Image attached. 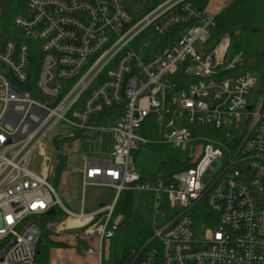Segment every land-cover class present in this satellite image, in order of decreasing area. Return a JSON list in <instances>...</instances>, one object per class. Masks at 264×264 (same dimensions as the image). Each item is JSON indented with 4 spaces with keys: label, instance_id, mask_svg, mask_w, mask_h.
<instances>
[{
    "label": "built area",
    "instance_id": "1",
    "mask_svg": "<svg viewBox=\"0 0 264 264\" xmlns=\"http://www.w3.org/2000/svg\"><path fill=\"white\" fill-rule=\"evenodd\" d=\"M233 1L210 12L166 0L138 17L124 0H27L8 39L0 1V264H38L36 220L51 210L98 239L102 264L126 192L152 203L138 264H264V92L253 105L259 76H232L244 63L227 61L230 39L210 44ZM153 121L165 142L191 151V167L168 183L143 180L131 156ZM62 126L72 130L65 138ZM56 135L80 153L65 159L83 190L112 188V204L91 213L84 201L78 213L62 205L45 151Z\"/></svg>",
    "mask_w": 264,
    "mask_h": 264
},
{
    "label": "rangeland",
    "instance_id": "2",
    "mask_svg": "<svg viewBox=\"0 0 264 264\" xmlns=\"http://www.w3.org/2000/svg\"><path fill=\"white\" fill-rule=\"evenodd\" d=\"M131 7L138 14L143 10V0H129ZM222 5V0H212V8L208 11H215ZM219 6V7H218ZM241 49V60L247 66H252L255 63L256 56L264 52V28L261 33H253L244 37ZM32 97L38 102H45L37 88L32 89ZM262 93V84L257 85L251 93V101L256 105L260 100ZM151 126L143 131V136L148 140L145 147L134 149L131 156L134 160L136 171L143 176H155L161 172V166L165 164H175L186 166L190 162L191 151L189 146L174 147L172 144L163 140V129L157 126L153 121ZM72 130L66 127H61L58 135L62 138L71 134ZM52 138L46 142V157L49 165V182L56 190V194L62 205L71 212L78 213L81 210L82 201L85 203V211L91 213L100 209L103 204H110L114 199V191L104 187H87L83 190L81 177L72 173V164L70 160H66V169L62 173L61 178L53 184V167L57 164L59 154L52 146ZM68 142V141H66ZM69 143V142H68ZM85 150V149H84ZM200 152L199 150L197 151ZM196 154V157L198 155ZM80 157V153L71 151V146L64 148L61 157ZM43 158L35 153L31 169L39 173L42 169L41 162ZM75 165H78L76 162ZM147 196L136 194L134 197L133 214L143 215L141 220L135 224L123 225L125 218L118 214L114 216L113 221L120 230L115 234V237L110 240H105L101 245L103 264H120L123 258V251L127 243L137 234H140L146 229H149L151 223L150 208L152 203ZM60 212V211H59ZM58 212V213H59ZM64 219V218H63ZM60 224V223H59ZM76 234V232H75ZM73 234V235H75ZM78 236L64 237L67 246L61 250L52 248L42 249V254L49 259L50 264L57 259L59 264H98L97 253L100 248V243L96 237H85L83 233H77ZM76 234V235H77ZM64 236V235H63ZM93 251V255H88V251ZM56 263V264H57Z\"/></svg>",
    "mask_w": 264,
    "mask_h": 264
},
{
    "label": "trees",
    "instance_id": "3",
    "mask_svg": "<svg viewBox=\"0 0 264 264\" xmlns=\"http://www.w3.org/2000/svg\"><path fill=\"white\" fill-rule=\"evenodd\" d=\"M3 12H4V32L8 39L12 33L13 20L18 15L24 14L26 9L27 0H0ZM127 3L128 9L133 11L131 3L129 0H124ZM166 0H143V10L138 13L137 16L144 15L157 6L162 4ZM195 4L199 6L202 10L211 9L212 0H194ZM217 25L213 30L211 35L210 44L212 47L217 46L222 40L228 38L230 39L231 45L229 53L227 56V61L229 62L233 58L240 56L242 54V42L244 37L253 34L261 33L264 28V0H234L228 7H226L217 17ZM253 74L259 76L260 83L262 84V90L264 92V52L256 56L255 63L252 66H247L246 64L240 65L232 76H239L242 74ZM228 75H231L229 73ZM59 138L58 135L54 136L52 139V146L55 151L59 154V159L57 164L53 167V184L57 183L61 178L62 173L66 169V160L61 157L60 154L64 152V148L70 146V142H66ZM191 167L190 163L186 166H180L175 164H165L161 166V172L159 175L155 176H144L142 179L145 181H160L165 182L171 181L172 176ZM50 180V178H49ZM136 193L126 192L123 193L116 205V214L125 218L123 225H132L141 220L143 215L133 214V204L134 197ZM56 211L54 216L46 215L38 218L36 220L39 229L41 231L42 242L38 246V257H36V262L38 264H47V258L42 254V249L44 248H65L66 245L63 243L56 242L51 238L55 235L51 231L50 226L57 225L63 218V212ZM59 212V213H58ZM152 236L149 229L146 231L135 235L125 246L123 251V258L120 264H138V253L148 239Z\"/></svg>",
    "mask_w": 264,
    "mask_h": 264
},
{
    "label": "crops",
    "instance_id": "4",
    "mask_svg": "<svg viewBox=\"0 0 264 264\" xmlns=\"http://www.w3.org/2000/svg\"><path fill=\"white\" fill-rule=\"evenodd\" d=\"M211 3H212V1H211ZM223 4V3H222ZM222 6V5H221ZM220 6V7H221ZM219 7V6H218ZM219 9V8H218ZM217 10V9H216ZM215 10V11H216ZM211 12V11H210ZM81 184H82V179H81ZM104 188H108V187H104ZM109 189H111V190H113L112 188H109ZM114 191V190H113ZM114 200L110 203V204H112L116 199H115V192H114V198H113ZM110 204H106V205H110ZM84 205H85V203H84ZM105 204H103V205H101L100 207H102V206H104ZM63 221V220H62ZM62 221L60 222V224L58 223L57 225H53V226H56L57 228H58V231H56V230H51V231H53L54 232V236L51 238L52 240H54V241H56V242H61V243H63L64 245H66L67 246V244H66V242H63V241H65V238L64 237H67V238H70V236H78V234L77 233H81L82 231H77V230H70L69 228V226H67V224L66 223H64V224H62ZM50 229H51V226H50ZM75 232H76V234H75ZM73 234H75V235H73ZM64 235V236H63ZM84 236V235H83ZM54 249V251L55 250H61V249H64V248H53ZM95 255V254H94ZM93 255V256H94ZM97 260H98V262H99V258H98V255H97ZM47 261H48V263L47 264H50V262H49V259L47 258ZM58 261H57V259L56 260H53V263L52 264H56ZM57 264H59V263H57ZM102 264H103V258H102Z\"/></svg>",
    "mask_w": 264,
    "mask_h": 264
},
{
    "label": "water",
    "instance_id": "5",
    "mask_svg": "<svg viewBox=\"0 0 264 264\" xmlns=\"http://www.w3.org/2000/svg\"><path fill=\"white\" fill-rule=\"evenodd\" d=\"M215 168H216V171H215V173L213 174V176H215L216 174H218L217 172H218V171L220 170V168H221V163H220V162L216 163ZM55 214H56L55 210H51V211L48 213V215H50V216H54ZM54 229H55L54 227H51V230L54 231ZM11 245H14V243H12ZM7 253H8V248H6V249H4V250L2 251V253L0 254V262L3 261V259H4L5 256H7V255H6Z\"/></svg>",
    "mask_w": 264,
    "mask_h": 264
}]
</instances>
